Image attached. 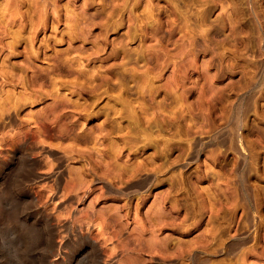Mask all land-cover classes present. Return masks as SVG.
I'll list each match as a JSON object with an SVG mask.
<instances>
[{
	"label": "rangeland",
	"instance_id": "obj_1",
	"mask_svg": "<svg viewBox=\"0 0 264 264\" xmlns=\"http://www.w3.org/2000/svg\"><path fill=\"white\" fill-rule=\"evenodd\" d=\"M0 90V264H264V0H0Z\"/></svg>",
	"mask_w": 264,
	"mask_h": 264
},
{
	"label": "bare ground",
	"instance_id": "obj_2",
	"mask_svg": "<svg viewBox=\"0 0 264 264\" xmlns=\"http://www.w3.org/2000/svg\"><path fill=\"white\" fill-rule=\"evenodd\" d=\"M9 31V30H8ZM13 33V32H12ZM16 34V33H15ZM13 36V35H12ZM18 37H20V36H18ZM14 38V37H13ZM71 54V53H70ZM69 54V55H70ZM59 55V54H58ZM15 56V55H14ZM13 56V57H14ZM60 56V55H59ZM71 56V55H70ZM61 57V56H60ZM50 58V57H49ZM65 58V57H64ZM60 59V58H59ZM73 59V58H72ZM46 61L48 60V59H45ZM5 61V60H4ZM71 62H73V60L71 61ZM47 63V62H46ZM69 63H70V61H69ZM75 63V62H74ZM6 64V63H5ZM63 64V63H62ZM73 64V63H72ZM59 65V64H58ZM72 68H73V66H74V64H73V66L72 65H70ZM84 67V66H83ZM63 68V67H62ZM80 68V67H79ZM85 70V69H84ZM5 71V70H4ZM50 71V70H49ZM80 71V70H79ZM78 71V72H79ZM87 71V70H86ZM53 72H54V70H53ZM94 72V71H93ZM93 72H88L87 71V73H84L87 77L90 75V74H92ZM47 74H48V72H47ZM50 75V74H49ZM52 75V74H51ZM84 75V76H85ZM48 76V75H47ZM92 76V75H91ZM9 77V76H8ZM84 78V77H83ZM46 79V78H45ZM81 79V78H80ZM86 78H84V80H85ZM89 79H91V78H89ZM89 79H86V81L87 80H89ZM22 80V79H21ZM47 80V79H46ZM54 80V79H53ZM2 81H5V80H2ZM45 81V80H44ZM86 81H85V83H86ZM90 81V80H89ZM88 81V82H89ZM91 82H93V81H91ZM90 83V82H89ZM96 83V82H95ZM5 84V83H4ZM92 84V83H91ZM87 85V84H86ZM90 85V84H89ZM20 86V85H19ZM52 86V85H51ZM52 87H54V85L52 86ZM56 87H58V85L56 86ZM1 91V90H0ZM55 91H57V90H55ZM61 93V92H60ZM60 93H58V91L57 92H52V98L54 99V100H59V99H64V97L62 96V94H60ZM51 94V93H50ZM64 94V93H63ZM23 96H24V94H23ZM64 96H65V94H64ZM25 97V96H24ZM50 97H51V95H50ZM65 97H68L67 96V94H66V96ZM9 98H10V96H9ZM18 98V97H17ZM21 98V97H20ZM66 99V98H65ZM70 100V99H69ZM25 101V100H24ZM29 102V101H28ZM27 103V102H26ZM25 103V104H26ZM70 103V102H69ZM72 103H74V102H72ZM72 103H70V104H72ZM73 106V105H72ZM107 106V105H106ZM19 107V106H18ZM75 107V106H74ZM77 107V106H76ZM109 108V107H108ZM111 108V107H110ZM102 110V109H101ZM117 110V109H116ZM6 110H4L3 111V113L5 112ZM10 111V110H9ZM9 111H6V113L5 114H1L0 116H2V117H0V121L2 122V124L4 125L3 127L4 128H9V129H11V127L13 126V124H15L16 122H18V112H16L15 110L14 111H11V112H9ZM18 113V114H17ZM34 117V116H33ZM33 117H31V118H33ZM37 117V116H36ZM36 117H34V118H36ZM38 119H28L27 120V122H25V121H21V123H20V131L19 132H16V133H14V136H12L11 138H4L3 139V146H2V149H0V156L2 155V156H4V155H6V161H8V160H11L12 158H14L18 153H23L24 152V150H27L28 149V146L27 145H29V140H31V139H33V138H35L36 136H35V131L34 130H32V129H24L25 127H24V125H25V123H27V124H29L30 122H33L34 124H37V121ZM40 120V119H39ZM119 123V122H118ZM35 126V125H34ZM119 130V129H118ZM11 131H12V129H11ZM122 131V130H121ZM4 137V136H3ZM39 143H41V145H40V147H39V154H40V156L42 155H48L49 154V156H56L57 154H58V152H56V151H54V150H51L48 146H46L45 145V141H43V140H40V141H38ZM119 147V146H118ZM117 149V148H116ZM118 152V151H117ZM32 154V153H31ZM31 154L29 155V160L31 161V163H32V166L34 167L35 166V158L34 157H31ZM3 158H5V157H3ZM56 162H57V165H56V168L52 171V173H49V174H42V173H39L38 174V176H37V178H41V177H45L46 179H49V178H51L52 180H53V186H54V188L52 189V190H50L51 191V200H53V199H55L56 198V196L58 195V193H59V191H58V188H57V182L60 180V178L62 177V174H63V172H65L64 171V163L62 162V160L61 159H56ZM136 162H138L137 160H136ZM134 164V163H133ZM150 164V163H149ZM134 165H136V164H134ZM133 165V166H134ZM142 164H140V166H141ZM122 166V165H121ZM126 166V165H125ZM54 167V166H53ZM116 167V166H115ZM124 167V166H123ZM51 168V167H50ZM127 168L128 169H130L128 166H127ZM135 169H130V171H126V172H129L128 173V176H127V180H125L123 183L121 182V185H118V184H120L119 182L120 181H118V184L117 183H108V182H106V181H104L103 179H100V178H97L98 180H101V181H103L104 183H105V185L104 186H106V188H107V190H109L110 192L111 191H114V192H117V194L118 193H125V194H135V193H138V192H140L144 187H146L147 185H149V183H150V181H149V178H150V176L149 175H143L142 174V171L138 168V167H134ZM124 169H125V167H124ZM128 169H126V170H128ZM142 169V168H141ZM51 170V169H50ZM68 170V169H67ZM118 170V169H117ZM122 171V170H121ZM125 172V173H126ZM126 175H127V173H126ZM96 179V178H95ZM122 179V178H121ZM120 179V180H121ZM117 181V180H116ZM115 181V182H116ZM51 182V181H50ZM49 196V195H48ZM161 197V196H160ZM75 199V196H69V199L68 200H74ZM161 201V200H160ZM66 202L67 201H64V202H62L60 205H64V204H66ZM154 203V202H153ZM151 204V205H153L154 206V204ZM158 204V203H157ZM161 204V203H160ZM163 205V204H162ZM150 206V205H149ZM156 206V205H155ZM158 206H159V204H158ZM157 206V207H158ZM150 208H151V206H150ZM154 207H152V209H153ZM159 208V207H158ZM149 209V208H148ZM156 208H154L153 210H155ZM163 209V208H162ZM150 210V209H149ZM109 211H111V210H109ZM112 211H113V209H112ZM155 211H157V209L155 210ZM109 213V212H108ZM157 213H158V211H157ZM167 213V212H166ZM156 214V213H155ZM169 214H170V212H169ZM172 214V213H171ZM170 214V215H171ZM160 215V214H159ZM162 215V214H161ZM160 215V216H161ZM159 216V217H160ZM167 216V215H166ZM112 217V216H111ZM154 217H157V216H154ZM162 217H164V216H162ZM172 217V216H171ZM170 217V218H171ZM170 218H167V219H170ZM164 220H167V219H165V218H163ZM172 219V218H171ZM47 221H51L52 222V216H50V215H48V220ZM94 221L90 218V217H87L86 218V220L84 221V222H81L80 224H79V226L78 227H75L74 229H76V228H79V229H81L82 231H86V233L88 232V233H90V234H93V231H92V229H91V225H93L94 223H93ZM51 224V223H50ZM55 224V223H54ZM74 224V223H73ZM72 224V225H73ZM100 226V225H99ZM54 227V226H53ZM68 228V227H70L69 226V221H68V219H60V218H58V228ZM73 227V226H72ZM72 227H71V229H72ZM80 230V231H81ZM95 231H97V229L95 230ZM83 233V232H82ZM94 235H95V233H94ZM93 236V235H92ZM201 239V238H200ZM166 240V239H165ZM168 240V239H167ZM170 240V239H169ZM199 240V239H198ZM203 242V241H202ZM168 243V242H167ZM162 244V243H161ZM200 244V243H199ZM204 244V243H203ZM180 245V244H179ZM159 246V245H158ZM166 246V245H165ZM188 246V245H187Z\"/></svg>",
	"mask_w": 264,
	"mask_h": 264
}]
</instances>
